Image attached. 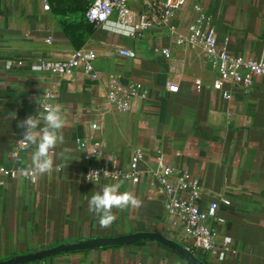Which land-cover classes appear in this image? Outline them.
<instances>
[{
	"label": "crops",
	"instance_id": "crops-1",
	"mask_svg": "<svg viewBox=\"0 0 264 264\" xmlns=\"http://www.w3.org/2000/svg\"><path fill=\"white\" fill-rule=\"evenodd\" d=\"M94 0H0V59L23 60L22 68L0 66V166L13 167L11 153L22 139L19 123L38 115L43 91L56 89L63 118V143L51 151L53 169L38 174L36 182L21 177L0 188V261L34 253L81 239L153 231L191 245L177 220L167 215L165 197L156 195L147 179L138 185L119 182L121 192H131L137 206L113 209L115 221L102 227L88 210L92 192L105 184L85 181L88 165H99L111 156L128 168L134 152L144 151L141 169L154 173L159 158L177 175L187 172L202 191L207 208L221 199L220 239H232L236 253L220 260L215 253H200L207 264H264V79L255 78L245 92L232 83L226 100L213 89L217 71L200 49L178 45L168 28L156 26L135 38L113 19L93 26L86 11ZM45 2L50 10H45ZM134 22L152 9L153 0H130ZM203 6L213 17L218 41L230 52L251 60L264 58V0H188L174 24L186 37L195 7ZM51 38L52 44L46 40ZM98 52L96 69L113 75L118 84L141 83L147 101H134L128 111L107 105L108 89L77 73L74 87L34 70L42 59L57 58L81 49ZM133 50L137 60L119 54ZM168 49L170 57L162 51ZM197 81L203 83L201 91ZM97 124L98 129L93 125ZM42 126V125H41ZM99 158L87 161L94 141ZM81 142L87 147L82 148ZM24 155V169L34 171L31 156ZM177 176L175 177V181ZM178 197L185 198L184 193ZM31 264H190L176 252L155 242L64 254Z\"/></svg>",
	"mask_w": 264,
	"mask_h": 264
},
{
	"label": "built area",
	"instance_id": "built-area-1",
	"mask_svg": "<svg viewBox=\"0 0 264 264\" xmlns=\"http://www.w3.org/2000/svg\"><path fill=\"white\" fill-rule=\"evenodd\" d=\"M187 2L188 0H153L152 9L149 12L140 14L139 20L134 22V12L130 0H94L86 13V19L88 23L96 26L107 25L113 19H116V25L131 38H135L139 32L148 31L156 26L168 28L178 45L200 49L204 52L212 67L218 73V78L214 81L212 87L217 92L222 93L226 100L232 99V93L225 89L227 83H232L248 92L253 87L255 78L264 79V58L251 60L236 55L230 52L228 46L221 45L218 41L213 17L208 14L203 6L195 7L196 17L188 28L187 36H180L174 20ZM45 10H50V5L47 2H45ZM46 42L52 44L53 40L49 38ZM162 53L170 57L168 49L163 50ZM119 54L129 59H138L133 50L123 48L119 50ZM97 60L98 52L86 48L57 58L42 59L34 67V70L49 75L57 82V85H60L63 81L68 82L70 88L74 87L77 73H83L94 81L103 80L108 89L107 105L117 111H128L134 101H147L149 99L148 91L143 84L136 82L118 84L113 75L104 76L96 69ZM24 65L23 60L0 59V66L7 69L22 68ZM197 88L199 91L203 89L201 81H197ZM57 98L58 92L56 89H45L39 109L43 110L42 105L49 106ZM93 128L98 129V125L94 124ZM80 144L82 148L87 147L86 142ZM100 145L98 141H94L91 150V153L94 154H89L86 158L89 164L92 159L100 157ZM29 146L28 144H21L19 141L11 153L16 165L13 167L0 166V188L6 187L10 180L18 177L36 182L37 173L24 169L23 165L24 155ZM145 161L146 155L140 149L134 152L128 168H122L115 158L109 156L97 166H87L85 181L89 185L100 182L119 183L123 181L138 185L147 179L149 187L155 194L165 197L164 207L167 215L177 220L182 236L191 243V245L186 246L187 248H192L199 253H215L220 260H225L229 255L235 254L232 239L226 237L221 240L219 229L214 224V221H217L218 224L225 223L224 220L218 218V211L221 204L230 205V201L221 199L220 202H213L207 208H204L201 205V188L189 180L187 172L177 175L174 168L166 165L162 158H159L156 172H146L141 169ZM92 171L100 173V176L96 177L93 182L86 179ZM105 172H108V174L104 175ZM178 193H184L186 197H178Z\"/></svg>",
	"mask_w": 264,
	"mask_h": 264
},
{
	"label": "clouds",
	"instance_id": "clouds-1",
	"mask_svg": "<svg viewBox=\"0 0 264 264\" xmlns=\"http://www.w3.org/2000/svg\"><path fill=\"white\" fill-rule=\"evenodd\" d=\"M42 109L38 115L29 116L18 125L22 130L20 143L34 146L31 164L33 170L41 175L49 173L54 167L50 153L57 144L63 143L64 137L60 130L65 123L57 107L42 105ZM107 174L108 172L104 173V175ZM99 176V172L92 171L86 179L93 182ZM120 189L119 183H110L90 195L88 210L97 217L100 226L109 227L115 221L113 209L128 208L139 204L138 199L131 192H121Z\"/></svg>",
	"mask_w": 264,
	"mask_h": 264
},
{
	"label": "water",
	"instance_id": "water-1",
	"mask_svg": "<svg viewBox=\"0 0 264 264\" xmlns=\"http://www.w3.org/2000/svg\"><path fill=\"white\" fill-rule=\"evenodd\" d=\"M148 241L155 242L176 252L190 264H207L191 249L187 248L179 241L153 231H139L120 236L81 239L76 243L60 244L49 249L37 250L34 253L17 255L10 260L0 261V264H31L52 259L64 254L126 247Z\"/></svg>",
	"mask_w": 264,
	"mask_h": 264
},
{
	"label": "trees",
	"instance_id": "trees-1",
	"mask_svg": "<svg viewBox=\"0 0 264 264\" xmlns=\"http://www.w3.org/2000/svg\"><path fill=\"white\" fill-rule=\"evenodd\" d=\"M90 7V6H89ZM89 9V8H88ZM88 11V10H87ZM87 11H86V13H87ZM87 20V19H86ZM88 22V21H87ZM90 24V23H89ZM92 25V24H91ZM93 26H95V25H93ZM110 249V248H109ZM192 249V248H191ZM192 251L198 256V257H200V253L199 252H197L196 250H194V249H192Z\"/></svg>",
	"mask_w": 264,
	"mask_h": 264
}]
</instances>
